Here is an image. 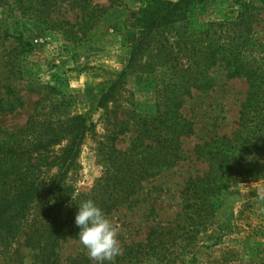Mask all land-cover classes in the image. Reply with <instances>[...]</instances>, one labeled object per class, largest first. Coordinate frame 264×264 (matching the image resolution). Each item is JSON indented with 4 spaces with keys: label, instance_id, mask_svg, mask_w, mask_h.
Here are the masks:
<instances>
[{
    "label": "rangeland",
    "instance_id": "1",
    "mask_svg": "<svg viewBox=\"0 0 264 264\" xmlns=\"http://www.w3.org/2000/svg\"><path fill=\"white\" fill-rule=\"evenodd\" d=\"M149 1L124 0L93 27L83 21L84 12L73 0H26L24 7L16 0H0V100H16L7 94L8 88L19 93L17 109L0 114L1 128L17 131L37 115H83L95 124V131L82 147L78 167L70 172L62 189L60 199L65 203L98 187L110 169L112 149L127 151L138 136L131 121L130 132L119 135L122 122L127 123L133 110L154 114L157 91L171 82L166 67L151 74L127 76L115 106L107 112L99 109L103 95L127 69L132 53L129 39L136 29V18ZM91 3L109 6L108 0ZM246 4L257 8L250 37L251 58L257 62H251L264 70V0H209L195 7L190 19L203 34L213 24L236 19ZM201 45L206 48L208 41ZM209 76L213 88L194 91L183 109L195 122L197 133L183 140L182 161L150 178L130 202L107 216L116 228L119 248L144 243L154 227L181 217L184 186L209 170L208 164L196 157L198 145L216 139L220 147L226 138L227 149L229 141L241 146L237 137L240 112L251 98L250 82L246 78L230 80L228 69L219 66L211 69ZM259 144L251 153L245 152L244 146L234 151L238 161L226 166L228 186L218 195L217 214L196 246L182 260L175 259L176 264H264V140ZM218 163L217 175L222 176V162ZM20 241L11 261L0 249V264L35 262L36 253ZM58 253L62 264L77 256L89 257L79 239L63 242ZM146 264L160 263L154 260Z\"/></svg>",
    "mask_w": 264,
    "mask_h": 264
},
{
    "label": "trees",
    "instance_id": "2",
    "mask_svg": "<svg viewBox=\"0 0 264 264\" xmlns=\"http://www.w3.org/2000/svg\"><path fill=\"white\" fill-rule=\"evenodd\" d=\"M25 1L16 0L20 7H24ZM73 1L84 12L86 25L93 27L124 3L108 0L109 6L101 7L94 6L91 0ZM208 1L151 0L136 18V29L129 39L132 53L127 69L103 95L99 109L107 112L115 106L127 76L151 74L158 67H166L172 79L157 91L154 114L133 110L127 123L122 122L124 128L119 135L130 132L131 121L138 136L127 151L112 149L110 169L91 193H82L69 200V204L60 199L70 172L78 167L84 142L95 131V124L85 116L37 115L14 132H6L0 126L1 254L10 261L15 259L14 248L24 240L26 248L36 253L33 264H62L59 247L65 241L78 239L79 228L74 223L76 204L91 199L109 216L130 202L150 178L177 166L183 159V140L197 133L195 122L183 113L187 99L192 98L194 91L213 88L209 72L219 66L228 69L230 80L246 78L250 82L251 98L240 112L241 131L237 137L241 146L229 141L227 149L226 138L220 147L216 139L198 145L196 157L207 163L209 170L184 186L181 217L154 227L144 243L120 248L114 264H146L154 260L176 264L175 259L182 260L196 246L217 214L218 195L228 186L226 166L230 161L237 164L234 151L239 152L244 146L245 152L251 153L264 140V70L251 62L257 61L251 58L250 46L257 8L246 4L236 19L213 24L200 34L190 13ZM190 26L193 28L189 29ZM203 40L208 41L206 48L201 45ZM7 94L16 100H0V114L18 107L15 103L19 93L8 88ZM219 160L222 176L217 175ZM54 170L57 172L53 173ZM68 264L96 263L88 256H77Z\"/></svg>",
    "mask_w": 264,
    "mask_h": 264
},
{
    "label": "clouds",
    "instance_id": "3",
    "mask_svg": "<svg viewBox=\"0 0 264 264\" xmlns=\"http://www.w3.org/2000/svg\"><path fill=\"white\" fill-rule=\"evenodd\" d=\"M77 205L75 225L77 236L96 264H114L120 254L117 231L103 210L91 199Z\"/></svg>",
    "mask_w": 264,
    "mask_h": 264
}]
</instances>
